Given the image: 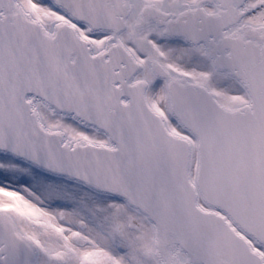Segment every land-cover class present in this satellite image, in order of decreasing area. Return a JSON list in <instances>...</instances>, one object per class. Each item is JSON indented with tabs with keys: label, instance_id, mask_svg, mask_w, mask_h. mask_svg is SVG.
<instances>
[{
	"label": "snow or ice",
	"instance_id": "6c2138e0",
	"mask_svg": "<svg viewBox=\"0 0 264 264\" xmlns=\"http://www.w3.org/2000/svg\"><path fill=\"white\" fill-rule=\"evenodd\" d=\"M0 264H264V0H0Z\"/></svg>",
	"mask_w": 264,
	"mask_h": 264
}]
</instances>
